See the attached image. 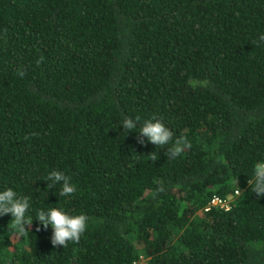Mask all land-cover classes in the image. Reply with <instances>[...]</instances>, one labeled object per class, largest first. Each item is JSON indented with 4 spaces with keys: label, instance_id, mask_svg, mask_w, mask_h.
Instances as JSON below:
<instances>
[{
    "label": "trees",
    "instance_id": "16d2710c",
    "mask_svg": "<svg viewBox=\"0 0 264 264\" xmlns=\"http://www.w3.org/2000/svg\"><path fill=\"white\" fill-rule=\"evenodd\" d=\"M261 34L264 0H0V190L33 217L20 236L0 216V264H264ZM124 116L191 147L167 159ZM213 195L228 209L204 211ZM52 207L89 217L79 243H51Z\"/></svg>",
    "mask_w": 264,
    "mask_h": 264
},
{
    "label": "clouds",
    "instance_id": "9594fccd",
    "mask_svg": "<svg viewBox=\"0 0 264 264\" xmlns=\"http://www.w3.org/2000/svg\"><path fill=\"white\" fill-rule=\"evenodd\" d=\"M264 43V34H261L253 44L260 46ZM43 57L37 61L40 63ZM19 76L23 77L25 72L18 70ZM121 125L123 130L127 132L135 131L139 128L138 142L141 144L150 142L157 147L167 146L165 155L167 159H174L181 156L186 149L191 147V142L186 134H181L174 137L173 131L165 125L162 119L152 118L143 120L141 117L124 116ZM138 125H140L138 127ZM32 135H36L33 133ZM152 162L158 159L157 154L153 151L149 153ZM48 181V188L60 184L61 191L59 196H72L76 192V186L72 183L70 176L66 175L63 171L52 170L45 178ZM251 185L252 191L257 196L264 197V160H260L253 165V175L248 180ZM30 197L26 195H18L13 188L9 187L0 190V216L11 214V220L8 226L20 236H27L31 231L33 217L27 215L30 208ZM35 218L40 222V225L46 230L49 226L52 228L51 243L54 246L68 247L69 242L79 243L81 236L88 229L89 217L84 214L72 215L64 211L62 208L52 207L48 210L39 209L36 211ZM37 231L40 227L37 226Z\"/></svg>",
    "mask_w": 264,
    "mask_h": 264
},
{
    "label": "built area",
    "instance_id": "2783aa9c",
    "mask_svg": "<svg viewBox=\"0 0 264 264\" xmlns=\"http://www.w3.org/2000/svg\"><path fill=\"white\" fill-rule=\"evenodd\" d=\"M234 194H237V191L234 190ZM210 207H218V208H223L224 210L228 209V200L220 198L218 196L213 195L205 207L203 208L204 211L208 210ZM141 259V258H139ZM134 264V263H133Z\"/></svg>",
    "mask_w": 264,
    "mask_h": 264
},
{
    "label": "rangeland",
    "instance_id": "374dc122",
    "mask_svg": "<svg viewBox=\"0 0 264 264\" xmlns=\"http://www.w3.org/2000/svg\"><path fill=\"white\" fill-rule=\"evenodd\" d=\"M230 199H232L231 197H229L227 200L229 201ZM142 259V258H141Z\"/></svg>",
    "mask_w": 264,
    "mask_h": 264
}]
</instances>
